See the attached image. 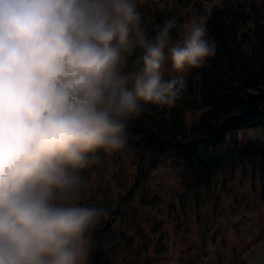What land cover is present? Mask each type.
<instances>
[{"label": "clouds", "instance_id": "clouds-1", "mask_svg": "<svg viewBox=\"0 0 264 264\" xmlns=\"http://www.w3.org/2000/svg\"><path fill=\"white\" fill-rule=\"evenodd\" d=\"M143 2L0 0V264H91L104 210L77 202L80 170L123 149L129 121L174 105L215 55L205 17L175 43L172 20L148 38Z\"/></svg>", "mask_w": 264, "mask_h": 264}, {"label": "rangeland", "instance_id": "rangeland-1", "mask_svg": "<svg viewBox=\"0 0 264 264\" xmlns=\"http://www.w3.org/2000/svg\"><path fill=\"white\" fill-rule=\"evenodd\" d=\"M164 1L144 0L138 9ZM204 10L188 7L183 26L202 17ZM182 34L183 29L171 36L172 42ZM138 69L129 71L125 64L123 71ZM170 76L165 71V78ZM199 117L188 115L187 124ZM253 129L258 131L251 138L236 135ZM262 144L263 129L248 127L227 132L218 144H198L197 155H223ZM135 165L126 140L118 152L98 150L93 162L80 170L84 187L77 202L111 209L104 210L111 238L107 256H115L117 264H264V179L258 173L248 166L224 167L197 191L195 179L184 175L179 162L161 159L140 179Z\"/></svg>", "mask_w": 264, "mask_h": 264}, {"label": "trees", "instance_id": "trees-1", "mask_svg": "<svg viewBox=\"0 0 264 264\" xmlns=\"http://www.w3.org/2000/svg\"><path fill=\"white\" fill-rule=\"evenodd\" d=\"M188 7L205 9L201 16L206 18L208 38L215 42V55L188 73L186 86L174 105L144 106L142 113L129 121L127 141L135 155L136 177L142 178L145 170L151 171L165 159L181 163L184 175L195 179L193 188L197 191L207 187L212 176L228 166H248L264 179V1L159 2L145 10L138 9L148 38L169 20L177 25L170 35L177 36ZM142 54L137 47L128 55L129 71L140 67ZM197 113L198 120L188 125L187 116ZM255 126L263 129L261 146L198 157V144H218L229 131ZM262 186L264 192V181ZM96 203L85 205L100 208ZM105 212L97 225L105 222ZM108 233L109 230L104 236L107 251L111 242Z\"/></svg>", "mask_w": 264, "mask_h": 264}, {"label": "water", "instance_id": "water-1", "mask_svg": "<svg viewBox=\"0 0 264 264\" xmlns=\"http://www.w3.org/2000/svg\"><path fill=\"white\" fill-rule=\"evenodd\" d=\"M107 223L103 226H95L93 229V241H94V251L91 259L96 264H102V257L104 256V246H103V236Z\"/></svg>", "mask_w": 264, "mask_h": 264}, {"label": "flooded vegetation", "instance_id": "flooded-vegetation-1", "mask_svg": "<svg viewBox=\"0 0 264 264\" xmlns=\"http://www.w3.org/2000/svg\"><path fill=\"white\" fill-rule=\"evenodd\" d=\"M107 251L105 252V255L102 257V264H117L116 261H114L115 256H107ZM123 260H126L127 257L122 256ZM91 264H96L92 259H91ZM126 264H131V263H126Z\"/></svg>", "mask_w": 264, "mask_h": 264}]
</instances>
